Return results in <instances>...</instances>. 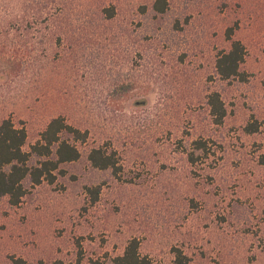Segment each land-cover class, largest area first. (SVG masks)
Returning a JSON list of instances; mask_svg holds the SVG:
<instances>
[{
	"label": "rangeland",
	"instance_id": "obj_1",
	"mask_svg": "<svg viewBox=\"0 0 264 264\" xmlns=\"http://www.w3.org/2000/svg\"><path fill=\"white\" fill-rule=\"evenodd\" d=\"M155 1L0 0V125L25 128L27 151L53 118L88 132L66 136L81 158L54 183L0 201V264H110L132 239L154 264L175 248L190 264H264V0H168L164 15ZM229 28L246 81L216 73ZM200 139L208 154L191 164ZM100 147L118 174L89 161Z\"/></svg>",
	"mask_w": 264,
	"mask_h": 264
},
{
	"label": "trees",
	"instance_id": "obj_2",
	"mask_svg": "<svg viewBox=\"0 0 264 264\" xmlns=\"http://www.w3.org/2000/svg\"><path fill=\"white\" fill-rule=\"evenodd\" d=\"M168 0H156L153 10L158 15H164L168 9ZM109 16H114V11H109ZM235 29L229 28L227 38L231 41L228 50L218 53L216 60V73L223 81L240 80L246 81L247 76L242 71V66L248 55L245 45L233 39ZM207 104L210 108L211 116L216 124H223L227 116V108L219 92H212L207 97ZM257 121L249 123L245 127L248 134L256 133L259 130ZM73 141L86 142L88 132L68 124L63 117L53 118L45 131L41 134V139L32 145L30 151L25 150L28 134L25 128L16 127L11 119H5L0 125V201L8 198L11 205L17 206L27 194L24 182L29 179L31 184L40 185L44 181L52 184L57 179L60 167L63 164L76 162L81 158V153ZM208 145L202 139L194 142V151L188 153V160L191 164H196L200 155L208 154ZM38 161L33 163V159ZM92 165L100 170L113 169L115 174L121 170L115 153H108L103 148L93 149L89 156ZM260 164L264 166V155L261 156ZM92 193L94 202L98 199L100 189L96 188ZM140 243L137 239L129 241L124 253L115 257L110 264H154L148 256L140 253ZM175 258L173 264H190V258L180 248L173 250ZM15 264H29L23 259H18ZM53 264H80L77 262L65 263L56 261ZM93 264H101L95 262Z\"/></svg>",
	"mask_w": 264,
	"mask_h": 264
}]
</instances>
